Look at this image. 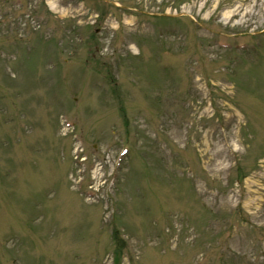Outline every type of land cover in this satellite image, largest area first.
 Listing matches in <instances>:
<instances>
[{
	"label": "rangeland",
	"instance_id": "obj_1",
	"mask_svg": "<svg viewBox=\"0 0 264 264\" xmlns=\"http://www.w3.org/2000/svg\"><path fill=\"white\" fill-rule=\"evenodd\" d=\"M0 264H264V0H0Z\"/></svg>",
	"mask_w": 264,
	"mask_h": 264
},
{
	"label": "bare ground",
	"instance_id": "obj_2",
	"mask_svg": "<svg viewBox=\"0 0 264 264\" xmlns=\"http://www.w3.org/2000/svg\"><path fill=\"white\" fill-rule=\"evenodd\" d=\"M234 15V14H233Z\"/></svg>",
	"mask_w": 264,
	"mask_h": 264
}]
</instances>
